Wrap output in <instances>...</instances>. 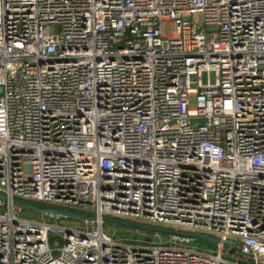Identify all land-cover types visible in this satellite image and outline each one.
Returning <instances> with one entry per match:
<instances>
[{
    "label": "built area",
    "instance_id": "built-area-1",
    "mask_svg": "<svg viewBox=\"0 0 264 264\" xmlns=\"http://www.w3.org/2000/svg\"><path fill=\"white\" fill-rule=\"evenodd\" d=\"M0 195V264H264V0H0Z\"/></svg>",
    "mask_w": 264,
    "mask_h": 264
},
{
    "label": "water",
    "instance_id": "water-1",
    "mask_svg": "<svg viewBox=\"0 0 264 264\" xmlns=\"http://www.w3.org/2000/svg\"><path fill=\"white\" fill-rule=\"evenodd\" d=\"M0 201L5 204L9 203L8 198H6L4 195H0ZM12 204L22 210H31L34 213L39 214V215H53V216H59L63 218H72V219L81 218V215L77 213L60 211L58 209H52V208H40L30 203H21L19 201H12ZM110 223L116 228L124 229L128 231L148 232V233H153V234L160 233L165 236L175 235V236H180V237H187V238H190L191 240L202 241V242L209 243L211 245H216L219 243V240L216 238L202 236L199 234L174 233L170 230H165V229H160V228H155V227H143L135 223H125L119 220H110ZM228 243L234 244V242L232 241H228Z\"/></svg>",
    "mask_w": 264,
    "mask_h": 264
},
{
    "label": "rangeland",
    "instance_id": "rangeland-1",
    "mask_svg": "<svg viewBox=\"0 0 264 264\" xmlns=\"http://www.w3.org/2000/svg\"><path fill=\"white\" fill-rule=\"evenodd\" d=\"M171 27L167 28V33L170 35L171 34ZM20 216L24 219H28V220H42V218H44V216L41 217V215L34 213L31 210H23V213L20 214ZM83 218H77V219H72V218H62L61 219V223L64 225H70V227L73 228H77V229H83L85 228V222H86V218L82 216ZM89 218H93V216L89 217ZM90 227H92V225H90ZM104 229L105 231H111L115 233V236L118 240H122V239H127V236L129 235V233H133V231H128V230H124V229H119L116 228L115 226H113L110 223V219H106L105 223H104ZM144 234H147L148 232H142ZM142 235L143 237H147L146 235ZM139 235V234H138ZM148 235L153 236V233H149ZM193 245H195L198 248L201 249H214V245L208 244L206 242H202V241H193Z\"/></svg>",
    "mask_w": 264,
    "mask_h": 264
},
{
    "label": "trees",
    "instance_id": "trees-1",
    "mask_svg": "<svg viewBox=\"0 0 264 264\" xmlns=\"http://www.w3.org/2000/svg\"><path fill=\"white\" fill-rule=\"evenodd\" d=\"M36 206L40 207V208H48L49 206L47 205H42V204H36Z\"/></svg>",
    "mask_w": 264,
    "mask_h": 264
}]
</instances>
